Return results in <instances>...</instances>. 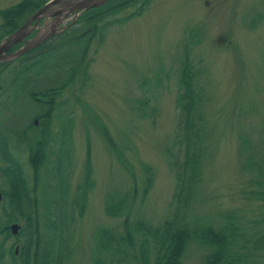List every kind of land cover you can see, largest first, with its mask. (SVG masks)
Listing matches in <instances>:
<instances>
[{
  "label": "trees",
  "instance_id": "obj_1",
  "mask_svg": "<svg viewBox=\"0 0 264 264\" xmlns=\"http://www.w3.org/2000/svg\"><path fill=\"white\" fill-rule=\"evenodd\" d=\"M148 1L112 0L86 11L76 24L55 36L54 43L43 45L37 54L28 52L3 63L0 67V100L4 96V100L9 102L12 95L19 93L22 99L32 101L40 108L33 116L44 122L50 119L57 106L58 95L76 82L83 85L89 80L88 52L91 44L103 42L114 21L122 22L128 18H115L116 15L132 7L136 9L131 14H139ZM44 2L46 0H20L0 8V40L19 27ZM263 16V12H257L256 17H250V23L256 25L257 18L262 19ZM196 31L191 29L184 35L185 52L179 67L170 68L176 73L175 106L180 110V159L176 160L172 215L157 226H150L138 215L133 216L135 206L143 201L153 185V170L145 164L142 168L145 172L142 190L134 182L132 186L116 187L106 193L105 213L119 217L121 221L118 225L102 226L95 231L91 245L94 264H182L183 254L190 243L208 249L200 264H264V118L255 121L250 131L248 126L240 127L237 143L238 174L242 182L236 181L235 185L240 199L255 212L251 224L246 219L249 215L242 214L244 209L238 207L225 210L217 221L208 220L205 214H198L193 207L201 200L204 165L215 148L210 142L209 123L202 110L205 93L192 58L193 43L200 40ZM161 66L158 69H162ZM156 73L160 80L162 72L157 70ZM136 103L144 113L155 108L150 107L148 100L139 99ZM257 108L249 106L252 110ZM27 119H30L29 113ZM90 119L99 125L96 116ZM49 123L39 127L31 122L21 125V131L27 137L31 164L39 169L50 161L52 168V181L44 183L43 180L41 183L42 187L44 184L48 188L41 190L42 200L37 192V171L33 186L23 176L22 179L18 177L19 164L9 148L13 134H18L15 126L0 125V148L6 160L4 193L9 199L6 218L22 224L19 232L20 263L13 257L12 264H72L74 260L76 216H82L87 190L94 183L90 140L87 139L84 184H79L70 194L72 155L69 140L64 138L62 131L57 133L50 129ZM99 131L117 159L124 162V149L130 147L117 144L103 123ZM47 142L56 144L47 150L44 145ZM49 153L52 154L51 159ZM40 201L46 207L45 214L39 210Z\"/></svg>",
  "mask_w": 264,
  "mask_h": 264
},
{
  "label": "rangeland",
  "instance_id": "obj_2",
  "mask_svg": "<svg viewBox=\"0 0 264 264\" xmlns=\"http://www.w3.org/2000/svg\"><path fill=\"white\" fill-rule=\"evenodd\" d=\"M16 1L0 0V8ZM251 6L264 10V0H151L140 15L122 24L114 23L105 42L97 46L96 52L90 51V80L80 92L76 89L80 98H75L65 112L71 114L75 125L71 137L72 186L83 179L87 131L91 141V177L95 181L86 197L84 215L75 227L77 258L72 264H93L94 230L117 221L104 213L106 192L115 187L125 188L134 180L140 184L145 164L155 171L154 184L145 202L135 211L154 226L169 214L175 186L174 165H170L174 153L171 144L177 136L179 119L174 102L176 73L170 68L179 67L185 29L203 30L201 42L193 46L192 58L199 70L208 116L223 122L230 99L236 107L242 102L246 107L247 102L262 104L256 114L245 112L239 121L251 123L264 117V18L255 31L248 29L246 25L251 26L246 24L243 13ZM130 12L128 8L121 14ZM158 65H162L158 69L163 75L161 84L152 86V90L142 86L143 78H150L151 69ZM64 95L71 94L65 91ZM144 96L149 97L155 109H148L143 117L133 98ZM24 107L23 103L17 105V114ZM89 107L99 125L90 121ZM102 123L117 144L130 147L124 149V162L117 159L99 131ZM226 130L218 127L216 134ZM224 135L217 154L208 158L209 165L204 171L209 196L223 205L230 203L227 195L234 196L235 188L227 192L225 187L234 182L237 174L236 137L231 133ZM19 157L31 174L26 152L21 151ZM132 173L137 179L129 178ZM200 257L201 248L191 245L183 264H198Z\"/></svg>",
  "mask_w": 264,
  "mask_h": 264
},
{
  "label": "water",
  "instance_id": "obj_3",
  "mask_svg": "<svg viewBox=\"0 0 264 264\" xmlns=\"http://www.w3.org/2000/svg\"><path fill=\"white\" fill-rule=\"evenodd\" d=\"M105 0H52L50 3L44 5L42 8H40L38 11H36L27 21L22 25L19 29H17L15 32H13L7 39L2 41L0 43V61L3 60H10L13 59L23 52L27 51L28 49L36 46L41 41L46 39L48 36H50L54 32L53 27L44 26V28L40 29L38 33H36L33 37L29 39H24L34 28L37 27L38 20L41 17L48 16L51 14L50 7L56 3L60 2L63 4H72V6H66L64 8V11H60V18H57L56 20H61L62 15H65L67 12L75 11L81 7H90L93 5H98L102 3ZM35 20L34 24L30 26V23ZM55 25V24H54ZM17 42H23V45L19 47L17 50L13 52H6L8 48L17 43ZM18 226L16 224L11 225V229L13 232L17 231Z\"/></svg>",
  "mask_w": 264,
  "mask_h": 264
},
{
  "label": "flooded vegetation",
  "instance_id": "obj_4",
  "mask_svg": "<svg viewBox=\"0 0 264 264\" xmlns=\"http://www.w3.org/2000/svg\"><path fill=\"white\" fill-rule=\"evenodd\" d=\"M0 179H1V177H0Z\"/></svg>",
  "mask_w": 264,
  "mask_h": 264
}]
</instances>
